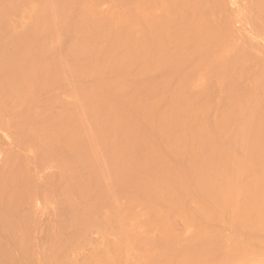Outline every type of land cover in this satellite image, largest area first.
I'll list each match as a JSON object with an SVG mask.
<instances>
[{
	"label": "rangeland",
	"instance_id": "1",
	"mask_svg": "<svg viewBox=\"0 0 264 264\" xmlns=\"http://www.w3.org/2000/svg\"><path fill=\"white\" fill-rule=\"evenodd\" d=\"M160 1L0 0V264H264V213L251 211L247 196L264 137L232 134L238 126L227 117L232 86L240 96L259 79L256 92L264 88L262 5L204 0L209 13L202 3L197 14L190 1L195 20L205 16L200 30L182 17L203 47L213 46L210 55L223 57L228 41L234 52L224 62L254 58L243 72L252 86L247 63H237L240 73L230 59L229 71L242 75L234 77L250 79L224 74L236 81L230 87L219 76L222 57L201 54L220 67L211 72L188 47L191 28L179 19L183 34L175 6L166 19ZM154 23L163 24L161 46L150 36ZM215 28L225 47L204 38ZM262 94L248 112L264 114Z\"/></svg>",
	"mask_w": 264,
	"mask_h": 264
},
{
	"label": "bare ground",
	"instance_id": "2",
	"mask_svg": "<svg viewBox=\"0 0 264 264\" xmlns=\"http://www.w3.org/2000/svg\"><path fill=\"white\" fill-rule=\"evenodd\" d=\"M152 1H153V0H152ZM158 1H159L160 4H161V1H160V0H157V1L154 0V4H153V2H152V5L156 7L155 2H158ZM190 1H191V2H194L195 0H194V1H193V0H164V1H162V3L165 5V7H164L163 5H161V6H163L162 10H164V11H162V12L165 13V15H166L165 18H166V17H167V14H171L170 11H169V10H172L171 7L175 6L176 9H173V10H172V12H173L172 14H174V13L176 12V13H175L176 15L174 14L175 16H174V15H173V16L176 17L175 19L178 18V20H175V19H174V20H172L173 22L176 21V23L178 24L179 19H181L182 21H185V23H184V22H183V23L186 24V26H185V28H186L187 26L189 27V24L192 26L191 18H190V17H187V19L190 20V21H188L186 18H184V19H185V20H184L182 17H184V16H191V17L193 18V21H194V22H193L194 27L192 26V28H197L198 30H200L201 28H200V27H195V25H196L197 21H199L200 18L203 17L204 15H203V14H201V15H203V16L197 15L198 12H199L198 8H201V6H202L203 11H204V9H205V10H206L207 8L209 9V6L206 7V8H204V7L207 5L206 3H207L208 1L206 0L207 2L205 1V4H204V0H200V1H203V2H199L198 0H196L194 4H195L196 6H198L197 9H196V6H195V5L193 6V5H192L193 3H191ZM197 1H198L200 4H197ZM257 2H258V1H257ZM257 2H256V3H257ZM260 2H261V3H260ZM202 3H203L204 5H203ZM201 4H202V5H201ZM208 4L211 5L210 3H208ZM200 5H201V6H200ZM258 5H259V6H257V7H260V6L262 5L261 7L264 8V0H259V4H258ZM158 6H160L159 3H158V5H157V7H158ZM161 6L158 7L159 10H161V9H160ZM188 6H189V7H188ZM185 7H186V8H185ZM193 7H195V9H196L197 11H196L195 9H191V10H190V9H187V8H193ZM261 7H260L259 9H261V12H264V10H263ZM158 8H157V10H158ZM169 8H171V9H169ZM184 8H185V9H184ZM202 8H201V9H202ZM155 9H156V8H155ZM167 9H168V10H167ZM208 9H207V12H208ZM211 9H213V12H214L215 9L213 8V6L210 8V10H211ZM157 10H155V11H153V12L155 13V12H157ZM174 10H175V12H174ZM165 11H168L167 14H166ZM181 11H182V12H181ZM184 11H185V13H184ZM190 11H191V12H190ZM192 11H193V13H192ZM194 11L197 12L196 16H200L199 19H197L198 17H196V20H195V18H194L195 15H194V14H195L196 12H194ZM159 12H160V11H159ZM159 12H157V14H159ZM162 12H160V16H161V13H162ZM186 12L191 13V15H190L189 13H187V15H186ZM211 12H212V10H211ZM211 12H210V14H211ZM213 12H212V13H213ZM261 12L259 11V13H261ZM183 13H184L185 15H184ZM208 13H209V12H208ZM172 14H171V16H172ZM181 14H182V15H181ZM188 14H189V15H188ZM192 14H193V15H192ZM213 14H214V13H213ZM206 15H209V14H206ZM154 16H155V14H154ZM154 16H153V17H154ZM156 16H158V15H156ZM156 16H155V17H156ZM160 16H159V17H160ZM162 16H163V15H162ZM156 18H157V17H156ZM156 18H154V19H156ZM204 18H205V16H204ZM204 18H203V19H204ZM157 19H158V18H157ZM157 19H156V20H157ZM159 19H161V18H159ZM159 19H158V20H159ZM163 19H164V18H163ZM166 19H167V18H166ZM169 19H170V17H169ZM172 19H173V18H172ZM203 19L201 18V22H203V21H202ZM156 20H155V21H156ZM158 20H157V21H158ZM164 20H165V19H164ZM181 20L179 21V23H180L181 26H182V25L184 26V24L181 23V22H182ZM155 21H154V22H155ZM157 21H156V22H157ZM161 21H162V20H161ZM168 21H169V20H168ZM170 21H171V19H170ZM170 21H169V22H170ZM172 21H171V24H172ZM187 21H188V22H187ZM166 22H167V21H166ZM169 22L167 23L168 26L170 25ZM189 22H190V23H189ZM201 22H199V23H201ZM157 23H158V22H157ZM157 23H154V26H155V27H156V26H159V27H156V28H155V27H152L153 29L151 28V29H152L151 32H152V33L154 32V35H150V36H151V37L154 36L153 39H156L157 42L154 41L155 44L157 43L156 46H159V45L161 46V44H159V42H158V41H159V38H158V37H159V34H160L159 30L162 29L161 26H162L163 24H164V26H165V28H166V25H167V24H166L165 22H163L162 25H161L160 23H159V25H157ZM176 23L174 22V25H176ZM187 23H189V24H187ZM194 23H195V24H194ZM165 24H166V25H165ZM152 25H153V21H152ZM160 25H161V26H160ZM171 26H172L171 28H173V25H171ZM177 26H178V25H177ZM183 26H182V27H179V26H178V27L180 28V31L183 29V30H182V33L184 34L186 31H185V32H183V31L186 30V29L183 28ZM196 26H197V25H196ZM200 26H201V25H200ZM178 27H176V28H178ZM188 27H187V28H188ZM154 28H155V31H153ZM158 28H159V29H158ZM167 28H168V27H167ZM167 28H166V30H167ZM171 28H170V29H171ZM189 28H191V27H189ZM189 28H188V29H189ZM192 28L189 29V30H192ZM203 29H204V28H202V30H203ZM208 29H209V28H207V29L205 28V30L203 31L204 33L206 32V33H205L206 35H207V30H208ZM216 29H218V28H215V31H214V29H213V33H212V32H211V33H208V36H206V35H203V36H204V38L210 36L211 41H212V38H213V39H214V38L217 39L216 45H219V44L221 43V42L218 43L220 37L218 38L217 36H221V38H222V34H221L222 32H221L220 29H218L220 32H216V31H218V30H216ZM157 30H158V31H157ZM177 30H178V29H177ZM193 30H194V29H193ZM193 30H192V31H189V32H188V30H187V34H188V35L190 34V35H189V36H190V37H189V38H190V41H189V39H186V38L184 37V36H186L187 34H185V35L181 34V35H183V37L186 39V41H189L188 47H189V45L191 44V45H190V48H191V50H192V53H193V50H194V49H195L194 52L196 51L197 53H200V54L196 55V57L200 55V56L198 57V58H200V57H201V54H203V53L205 52V54H207V59H210V58H211L210 60L215 59V62H216L217 60H218V62H219V61L221 62V60H222V62H221L222 65L225 64V63H227V64H226L227 66H225V65L222 66L221 63L217 64V65H219V66L221 65V68H222V69H221V70H222V71H221V74H220V72H219V76L221 77V75H222L221 78H224V74H228V75H226V76H228L229 78H230L231 76H233V79L236 80V81L241 80V79H243V80H241V81H245V80L250 81V79H251V75L249 76V75L244 74V73H246L245 71L248 70V67H247V66L251 65V67H254V66L252 65V64L254 63V61H253L254 58H248L249 56H245L246 58L244 59V58H242V55L240 56V53H239V57L237 56L238 59H235V57H232V56L230 55V57H231V58H234L233 60L236 61V62H235V61H232V62H235V63H234V66H235V64H236L235 67L232 66V67H234L235 69H234V68H232V69H234L235 71L241 73V71H238V69L240 70V68H241V70H242V69L245 67L246 69L244 68L245 70H244V69L242 70V75L249 76L250 79H249V77H248V79H246V78L244 79L245 76H244L243 78L240 77L241 79H240V78H237V77H234L237 73H236V72H233V70H230V71H229V69H230V65L233 64V63L231 64V63L229 62V61H231V60H230L231 58H230L229 61H227V62H226V60H225V62H224V60H223V58H224L225 56H228V55H226V54H230V53H228L229 50L227 51V53H226V50H227L228 47L231 46V45L228 46V45L231 44V43H229L228 41H225L224 43H227V44H228L227 47L224 46L225 44H222V43H221V44L223 45V46H221V47H225V48H226V50L224 49V50H225V51H224L225 55H224L223 57H222L221 55H219L220 52H219L216 48L214 49V50H215L214 53L219 52V53L214 54V55H216V56L218 55V57H219V56L222 57V59L219 57L221 60H220V59H217V60H216V58H218V57H216V58H212V57H215V56H214V55H213V56L210 55L211 53L209 54V52L213 49V46L209 43L208 46L211 45V46H210L211 48H210V47H206V46L203 47L204 45H203V43L200 41L199 36L196 37V36H195V35H197V34H196V31H195V30L193 31ZM209 30L212 31L211 29H209ZM209 30H208V32H209ZM169 31H170V30H169ZM169 31H168V32H169ZM174 31H176V30L174 29ZM174 31H173V32H174ZM178 31H179V30H178ZM164 32H166V31H164ZM176 32H177V31H176ZM190 32H191L192 34H194V35L191 36V33H190ZM194 32H195V33H194ZM217 33H219V34H217ZM150 34H151V33H150ZM166 34H167V33H166ZM170 34H173V33L171 32ZM178 34H180V32H179ZM202 34H203V33H202ZM209 34H210V35H209ZM214 34H215L216 36H214ZM163 35H164L163 33H162V35L160 34V36H161L160 38H162ZM181 35H180V37L182 38ZM188 35H187L186 37H188ZM170 36H171V35H170ZM175 36H176V35H175ZM175 36H173V37H175ZM194 36H195V37H194ZM212 36H213V37H212ZM177 37H178V36H177ZM192 37H194V39H195V42H194L195 44H198V43H201V44H202V45L200 44L201 46L198 44V45L196 46V48H197L198 46H200V47L203 48V49H206V48H207L206 50H208V51H206V50H205V51H204V50H202V51H201V50H198L200 47H198L197 49H196V48H193V47L195 46V44L193 43L194 39H193ZM216 37H217V38H216ZM175 38H176V37H175ZM175 38H174V41H175ZM181 38H180V39H181ZM196 38H197V43H196ZM221 38H220V39H221ZM171 39H172V37H171ZM176 39H177V38H176ZM185 39H182V41L184 42ZM191 39H193V41H191ZM205 39H206V38H205ZM168 40L170 41L169 38H168ZM160 41H161V39H160ZM222 41H224L223 38H222ZM154 42H153V43H154ZM176 42H177V41H176ZM176 42H175V43H176ZM183 42L181 43V41H180V43H181L182 45L185 44V43L183 44ZM212 42H213V41H212ZM214 42H215V41H214ZM214 42H213V43H214ZM251 42H253V41L251 40ZM173 43H174V42H173ZM173 43H172V44H173ZM175 43H174V44H175ZM186 43H188V42H186ZM158 44H159V45H158ZM181 44H179V45H181ZM192 44H193V47H192ZM176 45H177V44H176ZM182 45H181V46H182ZM156 46H155V49H156ZM186 47H187V46H186ZM172 48H173V47H172ZM180 48H181V47H180ZM183 48H185V47L183 46ZM192 48H193V49H192ZM208 48H210L211 50L209 51ZM230 48H231V47H230ZM230 48H229V49H230ZM157 49H158V47H157ZM157 49H156V50H157ZM174 49H175V48H174ZM178 49H179V48H178ZM178 49H177V50H178ZM187 49H188V48H187ZM177 50H176V51H177ZM191 50H189V51H191ZM181 51H182V50H180V52H181ZM230 51H231V53L234 52V51H232V50H230ZM230 51H229V52H230ZM184 52H185V51H184ZM207 52H208V53H207ZM154 53H156V52H154ZM157 53H158V52H157ZM157 53H156L155 56H157ZM187 53H188V59H190V58H189V55L191 54V52H190V53L187 52ZM197 53H194L193 55H195V54H197ZM224 53H223V54H224ZM237 53H238V52H237ZM158 54H159V53H158ZM170 54H171V53H169V55L167 54V56L170 57ZM183 54L185 55L186 53H183ZM208 54H209L210 56H209ZM220 54H221V53H220ZM178 55H180V54H178ZM232 55L235 56V55H236V52H235V54H232ZM237 55H238V54H237ZM175 56H177V55L175 54ZM175 56H173V57H175ZM205 56H206V55H205ZM211 56H212V57H211ZM254 56H255V55H253V57H254ZM159 57H160V56H159ZM159 57H158V58H159ZM180 57H182V54L180 55ZM203 57H204V55H202V58H203ZM158 58H157V59H158ZM192 58H194V57L192 56ZM202 58H200V59H202ZM225 58L227 59V57H225ZM225 58H224V59H225ZM155 59H156V58H155ZM195 59H196V58H195ZM204 59H205V60H204ZM204 59H203L204 62L201 60V63L198 62V60H194V61H196L197 63H200V64H201L200 67H198V65H197L198 69L200 68V69L202 70V67H203V70H202V71L205 72V73H207L208 70H207V68H206V65H203V63L206 64V63L209 62V60H208V62H206L207 59H206L205 57H204ZM239 59H240V60L243 59V60L240 61ZM248 59H251V62H253V63H250V60H248ZM252 59H253V60H252ZM258 59H259V58H258ZM258 59L256 58L255 60L259 61ZM190 60H191V59H190ZM192 60H193V59H192ZM192 60H191V61H192ZM245 60L248 61V62H245ZM239 61H240V62H239ZM188 62H189V61H188ZM188 62H187V63H188ZM202 62H203V63H202ZM205 62H206V63H205ZM212 62L214 63V61H211V63L209 62V63L207 64V66L210 67L209 65L211 64V66L214 67L215 64H213ZM223 62H224V63H223ZM241 62H243L244 65L247 63V65L244 66V67H243V65H241V67H239V65H238L237 63H241ZM263 62H264V61H263ZM189 63H190V62H189ZM189 63H188V64H185V65H186V66L189 65ZM193 63H194V62H193ZM216 63H217V62H216ZM228 63H230V65H229ZM248 63H249V64H248ZM257 63L261 64L262 62H261V63H260V62H255V64H257ZM212 64H213V65H212ZM241 64H242V63H241ZM255 64H254V65H255ZM263 64H264V63H263ZM185 65H184V68H185ZM191 65H192V64H191ZM193 65H194V64H193ZM195 65H196V64H195ZM202 65H203V66H202ZM257 65H258V64H257ZM170 66H171V65H170ZM204 66H205V68H206L207 71L204 70ZM228 66H229V67H228ZM255 66H256V65H255ZM261 66H262V64H261ZM176 67H177V66H176ZM189 67L191 68V66H189ZM189 67H188V69H189ZM195 67H196V66H194V68H195ZM215 67H217V66L215 65ZM215 67H214V69H213V70H215L214 72H213V70H212L211 67H210V68H211L212 71L208 68V69H209V72L211 71V72L215 73V72H217L216 70H218V68H219V71H220V67H217L216 69H215ZM226 67H228L227 69H228V71H229L230 74H229L228 71L225 69ZM258 67L260 68V66H258ZM173 68H175V67H173ZM173 68H172V69H173ZM177 68H178V67H177ZM186 68H187V67H186ZM237 68H238V69H237ZM256 68H257V66H256ZM256 68H255V69H256ZM188 69H187V70H188ZM192 69H193V68H192ZM195 69H197V68H195ZM195 69H194V70H195ZM198 69L195 70V72L197 71V73H198ZM223 69L226 70L225 72H227V73L223 72V71H224ZM252 69H253V68H252ZM252 69H251V70H252ZM185 70H186V69H185ZM194 70H193V71H194ZM249 70H250V69H249ZM249 70H248V71H249ZM253 70H254V69H253ZM257 70H258V69H257ZM260 70H261V69H260ZM188 71H189V70H188ZM202 71H201V72H202ZM255 71H256V70H255ZM255 71L250 72V74H252V76H253V75H254L253 72H255ZM262 71H264V70H262ZM262 71H261V74L259 73L260 76L262 75ZM191 72H192V71H191ZM199 72H200V71H199ZM203 72H202V73H203ZM222 72H223V74H222ZM243 72H244V73H243ZM231 73H233V74L231 75ZM234 73H235V75H234ZM240 73H238V74H240ZM256 73L258 74V72H256ZM238 74H237V75H238ZM259 74H258V75H259ZM208 75H211V74H208ZM208 75H207V76H208ZM213 75H214V74H213ZM215 75H216V74H215ZM215 75H214V76H215ZM229 75H230V76H229ZM237 75H236V76H237ZM240 75H241V74H240ZM242 75H241V76H242ZM255 75H256V74H255ZM255 75H254V76H255ZM214 76H213V77H214ZM217 76H218V75H217ZM219 76H218V77H219ZM226 76H225V78L227 79L226 82L229 83V86H230V87L232 86V84H233V85H236V84H235L236 81L230 85V82H231V81H228L229 78H227ZM238 76H239V75H238ZM260 76H259V77H260ZM220 77H219V79H220ZM256 77H257V75H256ZM261 77H262V76H261ZM214 78H215V77H214ZM225 78H224V79H225ZM210 79H211V78H209V80H210ZM216 79H217V77H216ZM254 79H255V78L253 77V79H251L250 82H247V81H246V82H247L248 84H250L251 82L254 83V82H253ZM257 79H258V78H257ZM257 79H256V80H257ZM222 80H223V79H222ZM222 80H221V81H222ZM229 80H232V78H230ZM261 80L263 81V79H259L258 82H256V81L254 80L256 83H259L258 85H257V84H253V85H254L253 88H254L255 91H254L251 87H248V88H249V89H252L254 92H256V91L258 92V90H256V88H258L259 85L262 83ZM210 81L212 82V80H210ZM213 81H215V80H213ZM216 81H217V80H216ZM219 81H220V80H219ZM224 81H225V80H224ZM222 82H223V81H222ZM226 82H223V83L227 84ZM232 82H233V81H232ZM246 82H244V84H245ZM260 82H261V83H260ZM214 83H215V82H214ZM247 83H246V85H247ZM252 83H251V84H252ZM220 84H221V83H220ZM251 84H250L249 86H252ZM7 85H10V84L7 83ZM212 85H213V83H212ZM218 85H219V83H218ZM255 85H257V86L255 87ZM213 86H215V85H213ZM219 86H220V85H219ZM223 86H224V85H223ZM229 86H228V88H230ZM217 87H218V86H217ZM224 87H225V86H224ZM224 87H222V88H224ZM226 87H227V86H226ZM226 87H225V88H226ZM238 87L240 88V85H237L236 87H235V86H234V87L232 86V87H231L232 89L230 88V90H229V91H230L229 93H231V92L233 91V94H231V95H232L231 97L233 98V101L231 100V102H234V103H231V104H234V109L232 108L233 106L230 104V105H231L230 108H232V110L229 109L230 112H228V114H229L230 116H231L230 113H232V115L234 114V115H233L234 118H233V116H231V117L227 116V117L229 118V120H230V118L234 119V120H230V121H231V122L233 121L232 123H234L236 126H238L237 131H236V128H235V131H234V128H233V126H232V129H233V132H234V133H232V134H234V135H261V138H262V137H264V124H263V123H264V121H263L264 118H262V117H264V114L261 113V111L259 112V110H262V108H260V109L258 108L259 110L256 109V111L253 110V112H257V110H258V112H257L256 114H259V116L257 115L256 117H254L255 114H254L252 111H251V112H248L249 110L252 109L251 107L254 105V104H252V102L254 103L255 100H256V98H255L256 96H255V95H260V94H258V93L256 92L257 94L254 95V92L251 90V91L253 92V94L251 93V94H250L251 96H250V97L248 96V99H247V98H243V97H245V95H246V94H244V92H245V91H248L249 89L246 88V90H243L244 88L241 86V87H242L241 90H243V91H242V95L244 94L243 97H242V95L240 96L241 91H239L240 89H239ZM235 88H236V90H234ZM237 88H238V89H237ZM216 89H217V88H216ZM218 89H219V87H218ZM261 89H262V91L264 92V88H261ZM224 90H225V89H223V91H224ZM231 90H232V91H231ZM204 91H205V89H204ZM204 91H203V92H204ZM217 91H221V92H222V90H217ZM226 91H227V90H226ZM237 91L239 92V94L237 93ZM249 91H250V90H249ZM251 91H250V92H251ZM262 91H261V95L259 96V99H260L261 97L263 98ZM201 92H202V91H201ZM224 92H225V91H224ZM224 92H222V93L224 94ZM227 92H228V91H227ZM227 92H225V93L227 94ZM234 92L237 93V94H234ZM250 92H249V93H250ZM204 93H205V92H204ZM217 93H218V95H219L220 92H217ZM245 93H246V92H245ZM205 94H207V93H205ZM226 94H224L223 96H225ZM203 95H204V94H203ZM234 95H235V96H234ZM253 95H254V96H253ZM220 96H221V95H220ZM226 96H228V95H226ZM226 96H225V97H226ZM233 96H234V97H233ZM228 97H229V96H228ZM246 97H247V96H246ZM251 97H252V100L254 99L253 101H252V100H249V99H251ZM253 97H254V98H253ZM218 98H220V97H218ZM222 98H223V97H222ZM223 99H224V98H223ZM241 99H243V100H244V99H245V100L247 99V101H245V100L243 101V100H241ZM259 99H257V100H256L257 102L255 103V105L258 103V104H257V107H258V105H259ZM242 101H243V102H242ZM244 102H245V104H243ZM248 102H249V104H248ZM250 102H251V103H250ZM261 102H262V101H261ZM246 103H247V104H246ZM262 103H263V102H262ZM220 104H221V103H220ZM241 104H242V107H241ZM250 104H251V105H250ZM244 105L249 106V109L247 110V109H246L247 106H246L245 109H244L245 111H244V110H243V108H244L243 106H244ZM255 105H254V106H255ZM260 105H262V104L260 103ZM222 106H224V105H222ZM225 106H227L226 108L228 109V106H229V105H226V104H225ZM225 106H224V107H225ZM262 106L264 107V104H263ZM262 106H261V107H262ZM217 107H218V106H217ZM224 107H222V108H224ZM206 108H207V105H206L205 109H203L202 111L205 110V113L209 114V113L206 111V110H207ZM241 108H242L243 111L241 110ZM250 108H251V109H250ZM227 109H225V110H227ZM225 110H224V113H225ZM246 110H247V111H246ZM213 112H214V111H213ZM220 112H221V111H220ZM233 112H234V113H233ZM205 113H204V114H205ZM218 113H219V112H218ZM224 113H222V114H224ZM251 113L254 114V115L251 116ZM260 113H261L262 115H261ZM204 114L202 113V115H204ZM222 114H221V116H223ZM226 114H227V111H226ZM226 114H224V116H225ZM228 114H227V115H228ZM205 115H206V114H205ZM213 115H214V114H213ZM215 115H216V114H215ZM217 116H218V115H217ZM260 116H261V118H262L263 120H259V119H260V118H259L258 121H257V117H260ZM218 117H219V116H218ZM225 117H226V116H225ZM225 117H224V118H225ZM253 117H254V118H253ZM214 118H215V117H214ZM217 119H218V118H217ZM220 119H221V118H220ZM222 119H223V117H222ZM225 119H226V118H225ZM225 119H224V120H225ZM253 119H255L256 122H255V123L253 122V124H252V120H253ZM202 120H203V118L201 119V122H202ZM205 120H206V117H205V119L203 120V122H204ZM226 120H227V119H226ZM226 120H225V121H226ZM227 121H228V120H227ZM253 121H254V120H253ZM223 122H224V121H223ZM231 122H230V123H231ZM243 122L245 123V126H244V124H242ZM262 122H263V123H262ZM204 123H205V125H207L206 122H204ZM225 123H226V122H225ZM228 123H229V122H228ZM203 126H204V125H203ZM206 127H207V126H205V128H206ZM242 127H243V128H242ZM253 127H254V128H253ZM203 129H204V128H203ZM206 130H207V129H206ZM231 131H232V130H231ZM204 132H205V130H204L202 133H204ZM205 133H207V131H206ZM262 135H263V136H262ZM261 138L258 139V140H259V141H258V144L260 143ZM262 139H263V138H262ZM262 141H263V140H262ZM259 145H260V146H259V148H260L261 145L264 146V143H262V144L260 143ZM262 149H263V148H262ZM260 150H261V149H260ZM263 150H264V149H263ZM260 152L263 153V151H259V153H260ZM259 153H258V154H259ZM262 153H261V154H262ZM258 154H257V157H258ZM262 155L264 156V153H263ZM262 155H259V157L261 156L260 158L258 157L259 159L256 157V159H257V160H260V161L257 162V161L255 160V163H257V164H259V165L256 164V166H255V165L252 166V165H251V164L253 163V162H251L252 160H248V161L251 162V164H249V165L252 166V167H251V166L248 165L249 167H251L250 169L252 170V171L250 170L249 172H250V173L252 172V173H251V174L248 173V174H250L251 176H250V175H246V174H245V175H246L247 177L250 176L249 178H251V180H250L249 178H248V179L251 181V183L247 180L246 176L243 177V178H246V180H247V182H248V185H247L248 188L251 187V188H250L251 190H249L250 192H248V194H247V196L249 197V200L251 199V201L249 202V203L252 205V206L250 205V209H251V207H252L251 211L254 210L256 213H262V212L264 213V163H263L264 158H263ZM255 156H256V155H255ZM262 158H263V160H262ZM261 162L263 163V165H262ZM248 163H249V162H246V164H248ZM255 163H254V164H255ZM260 163H261V166H260ZM242 165H243V164H242ZM246 166H247V165H246ZM248 166H247V168H248ZM257 166H258V167H257ZM259 166H260V167H259ZM256 167H257V170H256ZM242 168H243V166H241V168H240V169L243 171ZM244 168H245V167H244ZM247 168H245V169L247 170ZM240 169H239L238 166L236 167V175L238 176V175L240 174V177H241L242 174H241V172L239 173ZM245 169H244V171H246ZM248 170H249V169H248ZM255 170H256V171H259V173L256 174V171H255ZM254 171H255V173H254ZM246 173H247V172H246ZM252 174L255 175L256 177L253 176ZM243 175H244V173H243ZM257 175H258V176H257ZM240 177H239L238 179H240V181H241L242 178H240ZM252 178H253V179H252ZM255 178H257V179L255 180ZM235 179L237 180V177H236V176H235ZM240 181H236V182L238 183V182H240ZM242 181H243V180H242ZM244 182H246V181H244ZM240 183H241V182H240ZM249 184H250V185H249ZM249 186H250V187H249ZM248 197H247V198H248ZM254 211H253V212H254ZM5 218H6V217H5ZM5 218H4V219H5ZM2 221H3V220H2ZM262 224H263V223H262ZM7 225H8V224H7ZM9 229H10V228H9ZM6 230L8 231V229H6ZM9 235H10V234H9ZM9 237H10V236H9ZM3 238H4V237H3ZM6 238H7V236H6ZM13 241H14V240H13ZM15 242H16V241H15ZM1 245H2V244H1ZM1 256H2V255H1ZM2 257H3V256H2ZM3 258H4V257H3ZM3 258H2V259H3ZM0 260H1V259H0ZM1 261H2V260H1ZM3 261H4V259H3Z\"/></svg>",
	"mask_w": 264,
	"mask_h": 264
}]
</instances>
